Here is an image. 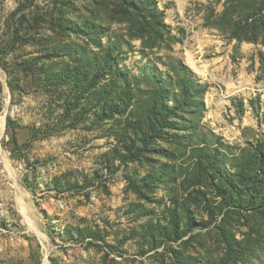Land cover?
Listing matches in <instances>:
<instances>
[{
	"label": "rangeland",
	"instance_id": "obj_1",
	"mask_svg": "<svg viewBox=\"0 0 264 264\" xmlns=\"http://www.w3.org/2000/svg\"><path fill=\"white\" fill-rule=\"evenodd\" d=\"M0 264H264V0H0Z\"/></svg>",
	"mask_w": 264,
	"mask_h": 264
},
{
	"label": "trees",
	"instance_id": "obj_2",
	"mask_svg": "<svg viewBox=\"0 0 264 264\" xmlns=\"http://www.w3.org/2000/svg\"><path fill=\"white\" fill-rule=\"evenodd\" d=\"M183 95V97H184V101L183 102H185L186 101V96H185V94H182ZM175 102L176 103H180V101L179 100H175ZM165 108H167V110L169 111V109H170V107L167 105Z\"/></svg>",
	"mask_w": 264,
	"mask_h": 264
}]
</instances>
